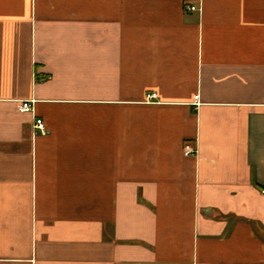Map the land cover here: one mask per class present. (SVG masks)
I'll return each mask as SVG.
<instances>
[{"label":"crops","instance_id":"obj_1","mask_svg":"<svg viewBox=\"0 0 264 264\" xmlns=\"http://www.w3.org/2000/svg\"><path fill=\"white\" fill-rule=\"evenodd\" d=\"M0 264H264V0H0Z\"/></svg>","mask_w":264,"mask_h":264},{"label":"built area","instance_id":"obj_2","mask_svg":"<svg viewBox=\"0 0 264 264\" xmlns=\"http://www.w3.org/2000/svg\"><path fill=\"white\" fill-rule=\"evenodd\" d=\"M186 11L192 12L195 11L196 8L195 7H186L185 9ZM156 95L155 94H150L146 97V101L150 102L152 99H155ZM33 105H34V101L33 100H27V101H21L19 102L18 106H17V110L19 113L21 114H32L34 109H33ZM34 129L41 135V136H45L47 135L48 131L46 130V128L43 125V122L39 119H35L34 120ZM196 154V150H194L193 148H191V146L189 145H185L183 148V155L184 156H190V155H195Z\"/></svg>","mask_w":264,"mask_h":264}]
</instances>
